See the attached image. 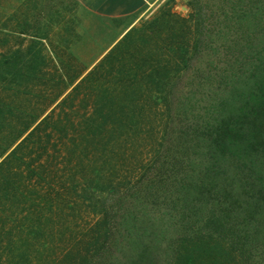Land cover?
Masks as SVG:
<instances>
[{
    "label": "rangeland",
    "instance_id": "374dc122",
    "mask_svg": "<svg viewBox=\"0 0 264 264\" xmlns=\"http://www.w3.org/2000/svg\"><path fill=\"white\" fill-rule=\"evenodd\" d=\"M261 6L264 8V0H157L145 13L136 31L123 42L116 43L95 65L91 64L123 27L114 24L116 32L104 36V40L90 50L85 49V44L70 51L0 50V264H25L27 257H22V253L26 251H30L28 259L31 264H81L85 259L86 264H111L112 261L123 264L129 258L130 244L135 238L121 237L117 213L121 215L124 208L116 200L120 197L130 200L133 197L130 188L140 187L142 191L138 195L155 197L151 198L153 201L146 212L149 221L157 224L162 219L166 225L169 217L165 216L166 213L175 214L179 219L182 209H172L174 202L170 190L174 188L160 189L158 185L150 189V182L159 177L168 181L174 179L173 176L169 179L163 175L157 177L162 170L179 175L170 171L168 166L171 160L181 162L179 165L182 166L193 155L188 146L192 147L198 138L190 132L188 125L192 122L182 119L181 125V122L173 120L175 127L168 131L170 140L165 139L167 142L159 154H155L158 146L154 144L156 148L153 149L154 146L149 147L147 141L159 139L168 117L174 116L173 97L174 100L177 95L188 97L194 90V82L198 81L199 94L191 104L194 107L200 102L195 107L200 113L203 106L216 97L217 89L213 82L216 80L207 81L200 65L186 59L180 72L170 70L167 73L163 79V90L157 91L158 78L154 76L157 74L156 59L153 56L162 44L159 38L164 37L167 28L178 32L179 25H182V31L192 45L198 39L202 43L206 41L208 34L214 39L215 47L221 48L224 41L234 44V40L239 39L247 28L251 30L256 18H260ZM237 15H243V22L234 25L240 21ZM171 16H178L179 21L185 20V24L174 22ZM156 19V28L143 30ZM227 24L231 27L227 28ZM224 33L227 34L223 38L217 36ZM141 43L142 56L139 53ZM169 44L175 49L172 41ZM167 45L161 57L174 63L176 57H172ZM193 52V49L189 50L188 54L192 57ZM145 64L151 69L146 71L149 74L144 81H149L148 88L162 95L166 103H153L148 91L143 92L140 84H133V78L141 80V74L137 77L135 73ZM206 95H210L204 98L207 101L203 100ZM140 96L144 97V108L139 113V123L151 125L149 136L138 139L136 145L133 143L135 139L124 143L127 140L125 136L105 145L106 137L99 135L94 139L98 144L96 148L83 142L91 139L90 129L84 125L85 117L93 112L96 105L104 103L109 107L110 102L119 103L123 99L125 104L132 103ZM152 108L154 116L147 118V115H141ZM26 129L29 130L25 132ZM184 129L187 132L182 134ZM27 135L29 139L22 149L19 148L15 156L7 157ZM101 144L102 150L105 145L108 155H116L112 165L115 164L117 169L109 170L100 164L104 159L103 153L97 151ZM130 145L137 147L130 149ZM98 157L99 163L96 164ZM90 164L100 172L101 178L91 180L93 182L88 187L84 179L91 177ZM229 173L234 174L235 170ZM236 173L242 179L241 172ZM19 174L22 179H18ZM124 176L126 179L121 180ZM92 183L99 188L95 189ZM101 184L105 190L100 189ZM156 189L160 190L154 191ZM175 220L172 223L175 224ZM166 230L152 243L154 252L158 253L157 262L161 263L179 248L176 239L180 230L178 224L168 225ZM95 238L98 243L92 246ZM143 238V244H146L149 239ZM258 238L261 242L252 246L251 256L247 254L248 257L243 259L234 254L237 264H264V229ZM99 257L101 261H96ZM203 261L204 257L200 255L198 263Z\"/></svg>",
    "mask_w": 264,
    "mask_h": 264
},
{
    "label": "trees",
    "instance_id": "16d2710c",
    "mask_svg": "<svg viewBox=\"0 0 264 264\" xmlns=\"http://www.w3.org/2000/svg\"><path fill=\"white\" fill-rule=\"evenodd\" d=\"M263 9L261 6L260 18H256L257 20L254 21L251 30L247 28L243 31L239 35V39L234 40V44L229 45L227 41H224V46H221L222 49L213 45L214 39H212L211 34H208L207 40L203 43L198 39L193 45L190 44V40L182 31V25H179L180 30L178 32L174 31L173 28L169 31L167 28L164 37L159 38L162 44L157 47V53L153 56V59H156L154 66L157 68V74L154 76L158 78L156 82L158 86L155 87L157 91L163 90V79L167 73L170 70H174L175 73L180 72L184 61L187 59L188 62L193 61L196 65H200L201 73L205 75L207 81L216 80L213 82L217 89V95L212 98V102L210 100L209 104L207 102L203 106L200 113L196 112L195 107H198L200 102L194 107L191 104V100L196 94H199L197 92L199 84L198 81H195L194 90L190 92L188 97L182 98L177 95L175 100L173 97L174 116L168 117L169 121L165 124L167 126L159 135L161 137L147 141L151 148L154 144L156 147L158 146L155 154H159L165 143L170 140L168 131L175 127L173 120L181 122L182 125L185 119L192 122L188 125L191 129L190 132L198 138L192 147L188 146L189 152L191 151L193 155L184 161L182 166L179 165L181 162L177 160L170 161L168 166L170 171L173 170L175 171L174 174L179 173V175L169 174L168 170H162L163 172L157 173V177L163 175L169 179L173 176L174 179L168 181L159 177L158 180L150 182V189H154L158 185H160V189L169 190L168 186L174 188L170 190L174 202L172 209H182L179 219H176L175 214L166 213L165 216H169L166 219V225L162 219H159L157 224L149 221L146 212L155 197H150L148 194L138 195L142 191L140 187L134 190L130 188L129 191L133 192V197L129 198L130 200L121 197L116 200V203L124 208L123 212H120L121 215L119 212L117 213L118 223L121 224V237L134 236L135 238L130 244L129 258L125 259L123 264H200L198 263L200 255L204 257L202 264H237L235 255H240L245 259L248 255H252L251 253L254 251L252 246L261 242L258 236L260 231L264 229ZM236 17L240 21L234 25L242 24L243 15ZM171 18L174 22L185 24V20L179 21L178 16H171ZM225 26L231 27L229 24ZM156 27L157 19L143 30ZM226 34H217V36L223 38ZM141 38L145 39V37ZM171 41L176 46L175 49L169 44ZM166 43H168L166 48L173 53L172 57H176L174 63L169 62L165 57H161ZM142 45L141 43L140 56L143 53ZM192 49L194 52L191 57L188 52ZM203 53H205L204 56ZM144 55L148 57L146 52ZM136 64H138L137 61ZM146 65L140 66L136 70L135 76L138 77L141 74V80L135 77L132 79L133 84H140L142 90L144 89L143 92L148 91L152 95L150 98L153 103H166L162 95L156 94L155 91L148 88L149 81H144L149 74L146 71L149 72L151 69L149 68L150 65ZM220 66L225 67L221 68ZM218 88L220 89L218 90ZM208 96L210 95L203 97V100L207 101L204 98H209ZM142 97L140 96L132 103L128 102L127 104H125L124 99L120 100L119 103L110 102L108 99L109 107L104 103L96 105L93 112L85 117L84 125L87 126L88 130L90 129L91 139L87 141L84 137L83 142L96 148L98 144L94 139L99 135L106 137L105 145H110L118 137L125 136L124 138L127 137V140L124 143L135 139L136 142L133 141V143L136 145L139 142L138 139H145V136H149L151 125L139 123V113L144 108V97ZM153 112L154 109L152 108L147 114L142 113L141 115H147L149 118V115L154 116ZM124 119L125 122H122ZM28 130L26 129L25 132ZM185 132H187L186 129L183 130L182 134ZM31 134L32 131L28 135ZM28 135L7 157L17 154L19 148L22 149V145L29 139ZM151 140H154L153 143ZM102 145L97 149L98 153H103L104 159L100 164L103 163V166L109 170L117 169L115 164L112 165V160L114 161L116 155L114 153L108 155L105 145L103 150ZM135 145H130L129 148L137 147ZM156 147L154 146L153 149ZM6 152L7 150L1 157ZM99 157L96 158L98 160L95 162L96 164L99 163ZM90 165L93 166V164ZM153 165L156 168V164ZM103 166L101 165L102 168H104ZM157 168L160 169L161 167L158 166ZM233 169L235 173L230 174L229 171L233 172ZM236 171L241 172L242 179L238 178L239 175L237 176ZM91 173L95 175H91ZM90 176V179H84V184L88 187L90 182H93L91 180L101 178L100 172L96 171L95 167L91 168ZM22 178V175L19 174L18 179ZM122 178L126 179V176L120 178L124 180ZM107 181L112 183L109 179ZM96 183L91 184L96 187L95 189L99 188ZM100 189L105 190L106 187L101 184ZM160 189L154 191L158 192ZM110 190L114 189L110 188ZM151 198H153L152 201ZM110 200L114 202L113 198ZM174 220L175 224L172 223ZM170 224L173 226L178 224L180 228L177 238L175 236L179 241V248L174 251V255L166 256L167 261L163 263L159 261V263L157 262L158 253L154 252L152 243L161 238L158 234L162 236L167 231L166 226H172ZM172 231H175V228ZM143 236L149 239L146 244H143ZM95 241L92 246L98 243V239L95 238ZM139 242L141 245H138ZM10 249L11 247L8 248V250ZM28 252L30 253V251L22 253L24 254L22 257H27L25 264H31V260L28 259ZM66 260L68 262L69 259L66 258ZM96 261H101V257L97 258ZM81 262V264L87 263L86 259L81 260ZM111 264L121 263L112 261Z\"/></svg>",
    "mask_w": 264,
    "mask_h": 264
},
{
    "label": "crops",
    "instance_id": "0c3cea01",
    "mask_svg": "<svg viewBox=\"0 0 264 264\" xmlns=\"http://www.w3.org/2000/svg\"><path fill=\"white\" fill-rule=\"evenodd\" d=\"M157 0H0V50L70 51L92 49L104 36L111 44L134 33L145 13Z\"/></svg>",
    "mask_w": 264,
    "mask_h": 264
}]
</instances>
